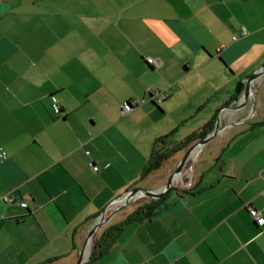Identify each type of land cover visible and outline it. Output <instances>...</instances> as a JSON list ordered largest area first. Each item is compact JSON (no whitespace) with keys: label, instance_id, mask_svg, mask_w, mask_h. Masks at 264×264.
Wrapping results in <instances>:
<instances>
[{"label":"crops","instance_id":"crops-1","mask_svg":"<svg viewBox=\"0 0 264 264\" xmlns=\"http://www.w3.org/2000/svg\"><path fill=\"white\" fill-rule=\"evenodd\" d=\"M263 65L264 0H0V264H76L109 203L152 187L181 153L145 176L154 148L219 114H251L252 101L227 106ZM157 90L170 94L152 102ZM251 91L249 121L178 179L189 192L172 190L92 261L104 230L136 209L101 227L87 264H264V224L250 210L264 217V76Z\"/></svg>","mask_w":264,"mask_h":264},{"label":"water","instance_id":"water-1","mask_svg":"<svg viewBox=\"0 0 264 264\" xmlns=\"http://www.w3.org/2000/svg\"><path fill=\"white\" fill-rule=\"evenodd\" d=\"M264 76V65L260 68V70L254 71L250 76L246 79V84L242 89H240L239 95L236 97V100L232 103V105H228L227 108L231 109V111L239 112L241 110H245V108L248 106V102L252 101V107H251V114L246 116L244 119H238L236 121H227L226 123H222V116L221 114L217 115V119L215 121V125L211 130L205 135V137L200 138L198 140L193 141L191 145H188L186 148H184L180 155V160L178 162V165L176 166V170H174L167 179L164 180V183L161 184L158 187L155 188H145L140 186H133L129 188L127 191L123 192V195L117 197L114 199L109 205L100 213L99 216L96 217L95 223L92 225L90 229H88V233L85 237L84 242L82 243V249L78 253L77 262L76 264H87L90 261L89 255H91V249H90V243L94 241L95 236L97 234V230L103 227L104 225H108L109 222L112 220V217H114L119 211H122L126 206L129 204H137L141 202L140 204L144 203H150V201L157 200L159 198H162L166 193L170 192L171 190H184L187 186H190V180H192V177L194 175V165L196 164L199 154L202 150H204L205 146H207L215 137L217 138L218 135H220L223 130H226L227 127H235L239 126L241 124H245L249 121L252 116L253 112L255 111V104L256 101L252 95V89L253 86L259 80L262 79ZM251 99V100H250ZM189 166L187 167L189 169V172H191L192 176L189 180V184L183 186V187H176L175 183L177 182L176 179L185 171V166L187 164ZM139 194H143L145 197L148 198V200L141 201V199H137Z\"/></svg>","mask_w":264,"mask_h":264},{"label":"trees","instance_id":"trees-1","mask_svg":"<svg viewBox=\"0 0 264 264\" xmlns=\"http://www.w3.org/2000/svg\"><path fill=\"white\" fill-rule=\"evenodd\" d=\"M240 89H242V84L240 83L238 86V91L236 97L240 93ZM151 93V92H150ZM215 122L208 123V125L205 128H202L199 131L193 132L191 135L186 136L183 140H180L178 145H175V147L171 149H163V148H154V151L151 152V159L147 163V165L144 166V175L151 174L152 171L157 170L160 168L161 165L164 164V161L170 158L171 153L182 151L184 148H186L188 145H191L193 141L198 140L200 138H204L205 135L211 130V128L214 127ZM163 139L160 138L158 141H161ZM188 191V190H185ZM171 192V191H170ZM168 192V193H170ZM189 192V191H188ZM166 193L162 198H159L157 200L150 201V203H144L137 206L136 210L128 214L124 220L120 223H116L114 225L109 226L108 229L104 230V233L100 236L98 242L95 243L96 247L93 251L92 255V261L95 259L94 256L97 255V250H101V253L106 249H108L113 243V241L116 239V237L121 234L120 232L124 229V227L131 221H140L144 220L145 218L149 219L150 217L161 213L162 210L166 207H164L166 197L169 195ZM98 247V248H97Z\"/></svg>","mask_w":264,"mask_h":264},{"label":"rangeland","instance_id":"rangeland-1","mask_svg":"<svg viewBox=\"0 0 264 264\" xmlns=\"http://www.w3.org/2000/svg\"><path fill=\"white\" fill-rule=\"evenodd\" d=\"M142 102H144V101H142ZM217 141H221L220 136H218L217 138H214L212 140V144L211 145L215 144ZM211 145H210V147H211ZM207 149H209V148H206V150ZM204 154H205V152H204ZM180 157H181V155L179 153L178 156H177V160L174 158V159H171V161L165 162V166H163L159 172H157L156 174H154L150 178V182H151V186H152L151 188L158 187V186H160L161 184L164 183V180L167 179L168 176L176 169L175 167L178 165V162L180 160L179 159ZM189 164H191V163H189ZM189 164L184 167L185 168V171L187 170L186 172H184V176H188V179L192 176L191 175L192 173L189 172V169L187 168L189 166ZM188 179H186L187 181L186 180L185 181L184 180L183 181L177 180V182L175 183V186L176 187H183V186H185V184H184L185 182L189 183ZM137 186L145 187V188H148L149 189V187H147L148 185H145V183H140V185L137 184L135 187H137ZM145 200H148V198L147 197L141 198V201H145ZM140 203L141 202H139L137 204H134V203L129 204L122 211H119L114 217H112V220L109 223L113 222L114 220H117V216L118 215H121V217H122L124 214L128 213V211H130L131 208H134L135 209L136 208V205H138ZM99 231L100 230L98 229L97 232L99 233ZM95 241L96 240H94L93 243Z\"/></svg>","mask_w":264,"mask_h":264},{"label":"built area","instance_id":"built-area-1","mask_svg":"<svg viewBox=\"0 0 264 264\" xmlns=\"http://www.w3.org/2000/svg\"><path fill=\"white\" fill-rule=\"evenodd\" d=\"M246 31H243V34H245ZM148 61L153 62L152 58L148 59ZM170 92L169 91H165V90H157L152 92L151 91V101L156 102V103H160L162 102L163 99H166L167 96H169ZM52 97V110L57 113L58 115L60 114V105H59V101L58 98L55 96H51ZM138 100H130V101H126V103L123 104V111L125 114L126 112H129L131 110H133L137 105H139ZM6 153L2 152L1 157L5 158ZM94 169H96V171L98 170V168L95 166ZM4 201L7 202H12L14 200V197L11 196L10 194L6 195L3 199ZM22 206H27L26 202H20ZM251 213L253 214L254 218L256 217V219L259 221V224H264V217L262 215L259 214V212L257 210H253L250 209Z\"/></svg>","mask_w":264,"mask_h":264},{"label":"bare ground","instance_id":"bare-ground-1","mask_svg":"<svg viewBox=\"0 0 264 264\" xmlns=\"http://www.w3.org/2000/svg\"><path fill=\"white\" fill-rule=\"evenodd\" d=\"M254 88V86L252 87V89ZM252 89H250V91L252 90ZM189 163V162H188ZM188 165V164H187ZM182 175V174H181ZM180 175V176H181ZM180 176L176 179V181L178 180V179H180ZM145 196L143 195V194H139V196L137 197V199H141V198H144ZM91 245H90V249H92V242L90 243Z\"/></svg>","mask_w":264,"mask_h":264},{"label":"flooded vegetation","instance_id":"flooded-vegetation-1","mask_svg":"<svg viewBox=\"0 0 264 264\" xmlns=\"http://www.w3.org/2000/svg\"><path fill=\"white\" fill-rule=\"evenodd\" d=\"M214 125H215V124H214ZM175 168H176V167H175ZM175 170H176V169H175ZM190 179H191V177H190ZM184 181H185V180H184ZM186 181H187V180H186ZM184 184L187 185V184H189V183L185 182ZM191 187H192V186H191V183H190V186H187L184 190H188V191H189ZM174 190H175V189H174ZM171 191H172V190H171ZM175 191H176V190H175ZM142 204H143V203H142ZM138 205H140V204H138ZM138 205H136V208H137ZM136 208H135V209H136Z\"/></svg>","mask_w":264,"mask_h":264}]
</instances>
